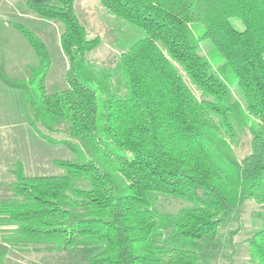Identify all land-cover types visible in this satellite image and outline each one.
<instances>
[{"label":"trees","instance_id":"16d2710c","mask_svg":"<svg viewBox=\"0 0 264 264\" xmlns=\"http://www.w3.org/2000/svg\"><path fill=\"white\" fill-rule=\"evenodd\" d=\"M55 1L29 6L63 25L67 89L47 92L49 49L22 25L37 65L26 80L1 67L0 81L28 127L75 159L53 162L61 176H29L15 164L0 197V264L30 251L64 264H214L220 230L249 200L263 224L248 262L264 264V0H99L141 33L118 42L107 68L86 58L101 39L88 37L76 0ZM248 134L251 153L240 160L234 146ZM173 201L177 209L166 206Z\"/></svg>","mask_w":264,"mask_h":264},{"label":"rangeland","instance_id":"374dc122","mask_svg":"<svg viewBox=\"0 0 264 264\" xmlns=\"http://www.w3.org/2000/svg\"><path fill=\"white\" fill-rule=\"evenodd\" d=\"M55 0H0V68L19 80H26L30 68L37 65V57L27 39L21 34L17 25H22L34 32L46 44L51 56V69L46 80L48 93L67 89L66 75L70 60L63 53L60 37L63 25L57 20L43 18L35 13L29 5L55 4ZM75 13L85 27L88 37H100L101 44L86 58L100 67L107 68L115 62L120 53L118 42L131 43L141 33L129 24H121L109 14L99 0H76ZM237 29H243L239 22H234ZM203 54L215 66L211 55L213 45L202 41ZM215 69L218 67L215 66ZM188 83L190 81L185 78ZM191 84V83H190ZM235 98L245 106V98L239 85L232 87ZM10 93V94H9ZM15 93L9 92L0 81V197L9 195L10 184L14 181L15 164L23 163L29 176H61L64 170L55 165V160H74L69 149L60 144H50L30 129L25 121L24 110L15 100ZM45 136L56 140L65 137L51 134L39 126ZM250 134L241 137L234 150L242 160L251 153ZM170 208L177 209L179 203L173 201ZM260 211L255 201L249 200L235 212H232L227 224L220 230L222 249L214 264H249L248 243L255 231L263 224L257 213ZM64 259L57 254L30 252H12L7 264H64Z\"/></svg>","mask_w":264,"mask_h":264}]
</instances>
